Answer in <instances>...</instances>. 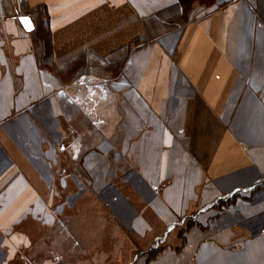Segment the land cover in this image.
<instances>
[{
  "label": "crops",
  "instance_id": "obj_1",
  "mask_svg": "<svg viewBox=\"0 0 264 264\" xmlns=\"http://www.w3.org/2000/svg\"><path fill=\"white\" fill-rule=\"evenodd\" d=\"M24 2L0 17V264H147L164 240L172 264H264V0L180 25L153 24L178 0ZM216 201L236 221L206 236Z\"/></svg>",
  "mask_w": 264,
  "mask_h": 264
},
{
  "label": "rangeland",
  "instance_id": "obj_2",
  "mask_svg": "<svg viewBox=\"0 0 264 264\" xmlns=\"http://www.w3.org/2000/svg\"><path fill=\"white\" fill-rule=\"evenodd\" d=\"M211 9L210 7L206 6L203 7L200 4H196L195 9H193V12H191L189 14V17L192 19H197L200 16H202L204 13H206L205 10ZM42 10V7H38L36 9H31L30 7L26 6L24 0H0V17L2 18L1 14H19V13H29L32 15H35L38 11ZM42 15L44 12H41ZM41 13L39 15H41ZM35 18V16H34ZM189 18V20H190ZM151 20V19H150ZM188 20V21H189ZM187 20H185L183 17H171V13H167V12H160L158 14L155 15L154 17V22L153 24H162V22H167L164 24H170V25H180V24H184L186 22H188ZM148 25V24H147ZM152 27V26H151ZM47 30L45 27H42L41 29V37H44L45 39H47ZM137 44V43H136ZM118 58H112V61H114L113 65L116 67H113L114 71L116 69H119V65L117 66L115 64V61L118 62ZM103 62V61H102ZM100 59L98 58H93V61H89V59L85 62V67L86 69H102V63ZM110 62V61H109ZM120 63V62H118ZM108 66V64H107ZM91 91L86 90L84 91L85 94L90 93ZM96 99L93 100H89L88 103L89 105L87 106L88 108V112L91 115H98L99 113L103 112V108L100 105H106L108 104V99L107 97H104V95H102V92L100 89L97 90V96L95 97ZM82 106H85V103H81ZM81 106V108H82ZM86 107V106H85ZM243 193H249V191H241ZM223 204L220 202L218 203L217 201L214 203H211L210 208L208 210V226H204L202 225V231L205 232L206 236H217V232H218V226L221 225L222 223H234V221H236L233 217V209L232 207H223ZM199 211V208L197 205H195V207L193 208L192 212H190V214L194 215L192 217V219L190 218V220L187 221V225H190L191 222H195L200 220L199 216L195 217V214H197ZM221 219V221H220ZM183 220H185V218L183 216L178 217L176 220V223H178L176 226H178L179 224H181L183 222ZM221 223V224H220ZM180 226V225H179ZM178 226V227H179ZM177 231V229H176ZM164 236V235H163ZM162 236V237H163ZM164 239V238H163ZM166 242V240H164ZM163 241V242H164ZM162 241H160V243L158 245H156L158 247V252L156 253V251L152 252L151 255L155 254L156 255L154 257H156L157 255H159V257L154 261L151 262L150 264H172L170 263V258L174 257L171 256L172 254V250H166L164 251V243ZM144 253V252H143ZM141 253V254H143ZM146 254V253H145ZM142 256V255H140ZM139 256V257H140ZM149 257V255H147ZM145 257L140 258L139 260H137L136 262H134V264H144L145 263ZM169 260V261H168ZM150 262V261H149ZM161 262V263H160ZM148 264V262H147ZM179 264V263H178Z\"/></svg>",
  "mask_w": 264,
  "mask_h": 264
},
{
  "label": "trees",
  "instance_id": "obj_3",
  "mask_svg": "<svg viewBox=\"0 0 264 264\" xmlns=\"http://www.w3.org/2000/svg\"><path fill=\"white\" fill-rule=\"evenodd\" d=\"M181 11H182V17L185 20H189V14L191 12H193V9H195L196 4H200L203 7H210L211 9L205 10L206 13H211L214 12L215 10H218V8H220V3L219 0H178ZM230 201V200H229ZM224 202V201H222ZM158 247L151 249L149 251V257H148V261L149 262L151 260V258H154V256L156 255V253L158 252ZM156 251L155 254L151 255L152 252Z\"/></svg>",
  "mask_w": 264,
  "mask_h": 264
},
{
  "label": "water",
  "instance_id": "obj_4",
  "mask_svg": "<svg viewBox=\"0 0 264 264\" xmlns=\"http://www.w3.org/2000/svg\"><path fill=\"white\" fill-rule=\"evenodd\" d=\"M22 25L24 26V28L27 30V31H32L34 29V23H33V20L31 19V17L29 15H21L19 17ZM27 19L29 21V24L26 25L23 21ZM30 25V26H29Z\"/></svg>",
  "mask_w": 264,
  "mask_h": 264
},
{
  "label": "snow or ice",
  "instance_id": "obj_5",
  "mask_svg": "<svg viewBox=\"0 0 264 264\" xmlns=\"http://www.w3.org/2000/svg\"><path fill=\"white\" fill-rule=\"evenodd\" d=\"M23 22H24L26 25L29 24V21H28L27 19H25ZM29 26H30V25H29Z\"/></svg>",
  "mask_w": 264,
  "mask_h": 264
}]
</instances>
